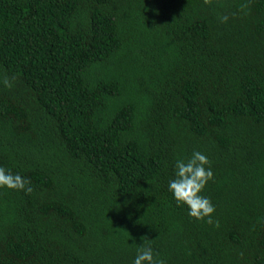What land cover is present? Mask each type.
Instances as JSON below:
<instances>
[{"label":"trees","instance_id":"trees-1","mask_svg":"<svg viewBox=\"0 0 264 264\" xmlns=\"http://www.w3.org/2000/svg\"><path fill=\"white\" fill-rule=\"evenodd\" d=\"M0 166V264H264V0H0Z\"/></svg>","mask_w":264,"mask_h":264},{"label":"clouds","instance_id":"clouds-1","mask_svg":"<svg viewBox=\"0 0 264 264\" xmlns=\"http://www.w3.org/2000/svg\"><path fill=\"white\" fill-rule=\"evenodd\" d=\"M211 2L212 0H204L205 4H211ZM227 20V16L221 17L222 23ZM5 84L11 86L7 79H5ZM210 165L208 157L200 151H194L187 161L178 159L175 164L174 179L169 181L168 190L172 193L177 206H187L190 217L197 221L213 224L212 214L215 212V206L208 197L200 194L207 183L213 179ZM29 183L19 174H12L10 170L0 166V187L24 189L30 192L31 188L25 187ZM205 218L207 219L205 220ZM215 224L219 227L218 221ZM133 264H164V261L154 257L153 249L150 246L142 245L137 250Z\"/></svg>","mask_w":264,"mask_h":264}]
</instances>
